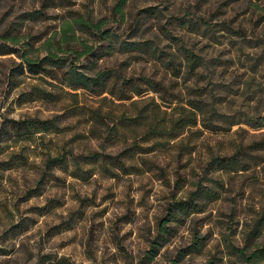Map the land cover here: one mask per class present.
<instances>
[{"label":"rangeland","instance_id":"374dc122","mask_svg":"<svg viewBox=\"0 0 264 264\" xmlns=\"http://www.w3.org/2000/svg\"><path fill=\"white\" fill-rule=\"evenodd\" d=\"M39 1L0 0V27ZM115 2L60 0L64 5L47 9L44 20L28 23V32L40 33L45 38L59 31L63 20L78 13L94 18L105 16L109 19L107 26L121 39L128 34H135V40L155 39L161 49L169 52L179 41L169 39L167 33L159 30L165 25L195 53L212 60L213 67L204 70L206 78H202L208 80L209 76L215 83V94L223 102L221 110L236 112L240 118L264 111V0L254 1L258 8L248 0H128L124 22L115 21L111 15ZM146 8L151 10L144 12ZM135 16H140V27L131 32L129 24ZM187 19L192 23H184ZM226 24L234 30L224 29L222 25ZM206 27L212 32L206 31ZM85 38L93 39L89 35ZM99 54V63L106 66L125 59L124 54ZM13 60V54L0 55V123L6 118L60 113L58 106L42 101L19 103L18 94L29 83L38 82L27 78L11 89L6 74ZM129 60V70L136 76L158 78L163 74L158 63L142 54L132 55ZM78 62L88 67L87 61ZM147 97L158 100L152 92L142 98ZM61 126L62 133L46 135L43 141L11 139L8 149L0 154V249L6 253L0 254V264H206L208 260L209 264H229L223 237L235 232L238 238L242 220L250 211L249 189L244 196L237 193L241 185L245 186L243 182L249 181L248 174L236 178L229 194H223L221 199L208 204L203 213L176 227L175 234L159 246L152 259L147 251L167 204L193 190L209 152L225 148V143L217 146L222 134L204 132L190 146L187 139L181 141L183 137L163 147L156 146L154 151L132 161L140 169L130 174L109 177L94 165L93 174L86 179L55 170L40 185L41 154L46 152V146L52 150L60 145L67 148L75 133L87 130L85 124L75 120ZM237 128L251 131L246 124L233 125L231 131ZM74 146L75 150L97 149L98 141L79 138ZM39 190L41 193L36 195ZM194 234L206 236V247L200 254L180 256Z\"/></svg>","mask_w":264,"mask_h":264},{"label":"trees","instance_id":"16d2710c","mask_svg":"<svg viewBox=\"0 0 264 264\" xmlns=\"http://www.w3.org/2000/svg\"><path fill=\"white\" fill-rule=\"evenodd\" d=\"M127 1L116 0L113 4L111 15L115 21H125ZM254 1L257 0H248V3L254 8L260 7ZM63 5L60 0H40L38 5L25 8L15 20L0 27V55L16 57L6 74L7 84L13 89L27 78L38 82L29 83L18 94L19 103L42 101L58 106L60 111L47 117L6 118L0 123V154L8 149L7 142L16 137L30 142L43 141L46 135L62 133L61 125L65 121L85 124L86 132L75 133L69 147L60 145L52 150L46 146V152L41 154L42 170L38 179L41 185L55 170L86 179L93 174L94 165L109 177L130 174L140 169L132 161L154 151L156 146L163 147L179 137H183L181 141L187 139L190 146L204 132L222 134L223 139L217 146L225 143V148L208 153L193 190L167 204L147 250L148 257L152 259L157 254L159 246L175 234L176 227L203 213L208 204L221 199L223 194H229L236 178L248 174L249 181L243 182L245 186L241 185L237 193L244 196L249 189L250 211L242 220L238 238L235 232L223 237V248L229 264H264V111L240 118L236 112L221 110L223 102L215 94V83L212 84L209 76L208 80L202 78H206L203 71L213 67L212 60L195 53L165 25L159 30L167 33L169 39L179 41L169 52L161 49L155 39L135 40V34L121 39L107 26L109 19L105 16L94 18L78 13L63 20L59 31L45 38L40 33L28 32V23L44 20L47 9ZM150 10L146 8L144 12ZM139 17L131 20V32L140 27ZM185 21L192 23L191 19ZM222 27L227 31L233 29L228 24ZM205 30L212 32L209 27ZM87 35L93 39L87 40ZM99 52L124 54L125 59L120 64L106 66L99 63ZM139 54L158 63L163 74L156 78L131 73L129 59ZM80 60L87 61L88 67L83 62L79 64ZM150 92L158 100L142 98ZM92 98L95 99L89 100ZM111 107L120 111L114 112ZM238 124H246L251 131L244 128L231 131ZM84 137L98 141V148L75 150L76 140ZM116 146L121 148L106 151ZM40 193L41 190L36 195ZM205 247L206 236L194 234L179 255L200 254ZM1 251L0 254H6Z\"/></svg>","mask_w":264,"mask_h":264}]
</instances>
